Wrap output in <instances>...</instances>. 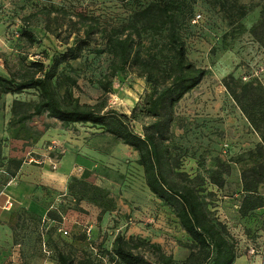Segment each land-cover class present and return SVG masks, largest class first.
Instances as JSON below:
<instances>
[{"label":"rangeland","instance_id":"374dc122","mask_svg":"<svg viewBox=\"0 0 264 264\" xmlns=\"http://www.w3.org/2000/svg\"><path fill=\"white\" fill-rule=\"evenodd\" d=\"M154 1L0 0V76L16 77L20 82L22 77L35 74L38 62L53 66V60L69 47L85 42L77 60L58 67L61 80L53 79L58 95L64 98L68 91L75 100L89 105L106 100L104 112L116 110L130 116L136 104L142 108L153 104L172 77L169 63L173 53L165 32L154 33L137 22V13ZM183 2L188 18L180 32L187 58L208 74L179 103L170 106V100L163 101L154 110L157 116L139 115L131 120L130 128L142 138H154L162 173L170 184H194L202 191L211 217L228 232L238 258L257 257L264 264V180L259 197L251 198L263 206L246 215L240 211L245 198L242 173L254 169L249 173L252 178L247 179L253 185L263 176L255 171L264 167L263 3ZM130 34L136 39L134 56L139 54L142 62L132 61L120 68L110 40ZM147 60L156 65L147 68ZM66 77L76 80L77 85H70ZM247 84L250 97L243 91ZM38 99L34 87L0 96V166L9 174L14 171L9 166L15 163L4 148L10 147L11 140L35 143L44 129L64 126L45 114L15 124L18 115L31 111ZM15 100L30 106L18 110L16 115ZM246 116H251L257 130ZM70 126L91 142L97 155L92 153L90 160L96 166H114V159L128 166V171H124V195L118 186L121 178L99 170L98 176L109 175L108 183L99 176L100 182H87L94 189L74 184L72 191L68 189L64 197H58L62 202L54 197L47 219L21 212L12 229L14 239L22 246L20 261L59 264L58 254L62 253L70 256L73 264H80L83 257H91L95 264H123L117 259L112 261L111 251L116 236L124 232L122 235L134 242L149 239L159 244L167 255L181 263L191 252V242L177 225L172 207L143 191L138 152L121 145L102 127ZM46 145L56 146L49 153L59 160L57 144L48 141ZM31 157L41 160L33 153L28 158ZM6 181L2 177L0 182ZM5 190L4 187L1 192ZM135 252L144 253L147 260L159 264L150 245H142ZM5 262L12 264L11 260Z\"/></svg>","mask_w":264,"mask_h":264},{"label":"trees","instance_id":"16d2710c","mask_svg":"<svg viewBox=\"0 0 264 264\" xmlns=\"http://www.w3.org/2000/svg\"><path fill=\"white\" fill-rule=\"evenodd\" d=\"M260 1L263 3L262 18L264 20V0ZM137 16V22L142 24L144 28L157 34L165 32L173 53L169 63L172 71L171 81L150 106L148 104L142 108L136 104L129 116L116 110L104 112L106 100L96 105L82 104L75 100L68 91L65 92L64 98L60 97L53 82L54 78L61 80L62 76L58 72V67L63 63L77 60L84 49L83 43L85 42L69 47L59 59L53 60V66H45L44 63L38 62L34 66L36 68L35 74L29 78L22 77L20 82H17L16 77L8 79L0 76V96L2 94H17L26 88L34 87L38 91V101L31 105V111L18 115L15 124H23L44 114L48 118L58 120L64 126L91 124L102 127L104 132L113 135L116 140L137 151L139 164L144 169L147 187L154 196L172 207L177 225L186 233L191 242V252L179 264H235L239 252L231 241L228 232L211 217L206 199L201 194L202 191L194 184L183 186L170 184L162 173L159 152L154 138L152 136L142 138L130 128L131 120L136 119L139 115L157 116L154 110L163 101L170 100V106L179 103L208 74L206 69L196 67L187 58L186 46L180 32V26L188 18L184 9V2L183 0H155L139 11ZM137 30L139 32L138 28ZM24 35L33 41L29 34L25 33ZM135 44L136 39L131 34L126 38L110 40L115 56L118 57L120 68H124L132 61L142 62V57L139 54L134 56ZM153 62V60L145 61L147 68L156 65ZM65 79L70 85H77L76 80L70 77ZM243 91L247 97H250L251 90L248 84L243 86ZM232 96L237 100L234 92H232ZM28 106H30L29 103L15 100L13 113L17 115L18 110ZM246 117L254 130H257L251 116ZM261 139L264 143V136ZM14 163L17 168L22 164L20 161H14ZM0 169L6 172V174H0V181L2 177H6L7 180L5 183L0 182L1 193L9 180L16 176L14 172L9 174L4 166H0ZM253 171L254 169H251L250 172ZM250 172L244 171L242 173V192L245 194V198L240 211L243 215L263 206L262 202H254L251 198L260 195L259 188L261 181L264 180V167H261L257 172L255 171V174L258 173L259 176H263L253 185L251 182H247L248 178H252L249 175ZM213 181L217 183L215 179ZM74 184L94 189L87 182L74 179L69 185V191L73 190ZM44 219H47V216ZM142 245H150L153 248L158 256L159 264H178L172 255H167L163 251L159 244H153L145 239L134 242L133 238H127L122 234H118L114 240L111 251L112 261L117 259V262L123 264H153L147 260L144 253L135 252ZM58 263L73 264V260L70 256L60 253L58 254ZM80 264H95V262L91 257H83Z\"/></svg>","mask_w":264,"mask_h":264},{"label":"crops","instance_id":"0c3cea01","mask_svg":"<svg viewBox=\"0 0 264 264\" xmlns=\"http://www.w3.org/2000/svg\"><path fill=\"white\" fill-rule=\"evenodd\" d=\"M56 126L44 129L35 143H30L26 139H13L10 147L4 148L5 154H9L11 160L20 161L22 164L18 168L9 166L14 170L17 183L0 193V264H3L4 261L14 262L22 259L20 255L22 246L14 239L12 230L18 222L21 212L45 218L52 208V202H55L53 200L64 197L74 179L90 183L100 182V179H104L108 183L109 175L106 176L107 173L103 176L99 173L100 179H98L97 172L102 170V172L110 173L111 177L121 178V183L118 186L123 190L124 195V171H128V166H124L123 161L115 159L112 164L114 166H96L90 157L92 153L94 155L97 153L91 149V142L85 137V134L76 133L74 129L71 130V126L65 128ZM48 141L56 143L61 154L56 170H53L48 163L39 165L28 158L30 151L34 156H40L36 157L38 159L46 157L50 148V145H46ZM121 145L124 144L121 143ZM78 168H82L83 171L78 172ZM128 176L129 174L126 175V177ZM142 181L145 183L141 184L142 187H145L143 191L152 195L146 185L144 169L142 170ZM7 200L11 201L12 205L5 208L4 204ZM58 201L62 202L63 200L58 199ZM26 260L33 262L31 259ZM36 264H41V262ZM235 264H260V260L257 257L250 260L238 258Z\"/></svg>","mask_w":264,"mask_h":264},{"label":"built area","instance_id":"2783aa9c","mask_svg":"<svg viewBox=\"0 0 264 264\" xmlns=\"http://www.w3.org/2000/svg\"><path fill=\"white\" fill-rule=\"evenodd\" d=\"M198 17H200V16H198ZM53 149H54V147H50L49 148V151H52ZM30 155H32V152L31 151L28 153V157ZM30 159H31L32 162H35V163H37L39 165H43V164L48 163L53 170H56L57 169L58 163H59V161L56 159V157L53 158L50 155V153L48 155H46V157H44L41 160H34L32 157ZM78 172H82V168H78ZM4 173L6 174V172L4 170H1L0 169V174H4ZM16 183H17V178L16 177L11 178L9 180V182L6 184L5 189L8 188V187H11L12 185H14ZM11 205H12L11 201L7 200L5 202V208H6V206H11ZM60 231L62 232V229ZM63 233L65 235H67V231L66 230H64ZM12 264H23V263H22V261L17 260V261L12 262Z\"/></svg>","mask_w":264,"mask_h":264}]
</instances>
